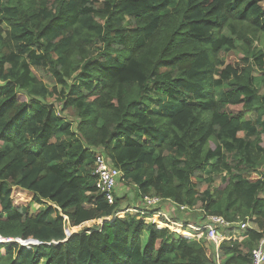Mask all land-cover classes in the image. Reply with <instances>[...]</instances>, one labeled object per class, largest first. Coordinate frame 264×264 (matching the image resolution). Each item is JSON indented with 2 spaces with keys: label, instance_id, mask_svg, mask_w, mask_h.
<instances>
[{
  "label": "trees",
  "instance_id": "1",
  "mask_svg": "<svg viewBox=\"0 0 264 264\" xmlns=\"http://www.w3.org/2000/svg\"><path fill=\"white\" fill-rule=\"evenodd\" d=\"M154 93L178 106L154 109ZM263 133L264 0H0V264H217L212 246L145 223L152 210L108 204L97 152L137 198L254 217L217 249L220 264H250Z\"/></svg>",
  "mask_w": 264,
  "mask_h": 264
},
{
  "label": "built area",
  "instance_id": "2",
  "mask_svg": "<svg viewBox=\"0 0 264 264\" xmlns=\"http://www.w3.org/2000/svg\"><path fill=\"white\" fill-rule=\"evenodd\" d=\"M93 175L95 176V187L96 189L104 195L106 202L112 204L114 202L113 189L117 185V180H120L121 172L116 167H114L108 158H106L102 153H95L93 159ZM167 204L171 207L170 214L177 216L179 210L183 212H188L189 209L185 205H177V209H173L170 204L172 201L169 199H164L155 195H144L140 199V206L136 205L130 211L137 212V208L141 207L144 211H153L152 215L147 219H152L148 223H154L156 220H160L158 224L163 227L169 228V231L176 235L183 236L188 240H200L206 241L208 245L214 248L216 252V263H219V256L217 254V249L219 244L225 238V230L232 229L235 233H242L248 227H253L254 217L246 220H228L221 215L215 214H205L201 209L199 210L202 215L200 222H190L188 220H180V222H172L168 218V213H164V208L162 205ZM159 207V208H157ZM126 211L119 213L124 214ZM142 211V213L144 212ZM176 211V214L174 213ZM173 217V218H175ZM156 218V219H154ZM176 223V224H175ZM156 227L158 224L154 223ZM160 228V227H159ZM11 238H4L0 236L1 242H9ZM250 264H264V236L258 241L257 245L251 251V262Z\"/></svg>",
  "mask_w": 264,
  "mask_h": 264
},
{
  "label": "rangeland",
  "instance_id": "3",
  "mask_svg": "<svg viewBox=\"0 0 264 264\" xmlns=\"http://www.w3.org/2000/svg\"><path fill=\"white\" fill-rule=\"evenodd\" d=\"M227 31H225L226 33ZM228 34V32H227ZM89 52L92 54L94 51V49L92 48V46H89ZM240 54L239 53H231L229 55H226L225 60L226 63H233L235 64L237 62V60L239 59ZM79 66L76 65L72 68V73L76 74V71H78ZM262 71L256 73V74H261ZM43 82H45V84H48L49 86L51 85V83L47 82L45 79L42 80ZM153 103H152V107L154 109H160L162 107H167V108H172L175 109L178 106V100H169L166 97H163L161 94L158 93H154L153 95ZM48 102L53 103L57 109V111L60 113V116L63 120V122L65 124H71L72 126L75 124V118L73 115V112L71 109H67L64 111H60V104L58 102L57 99H55V96L49 97L47 99ZM249 117V114H246V118ZM261 146L264 147V133L261 136ZM100 153V152H99ZM260 169L264 168V164H262L261 166H259ZM225 183L222 182L220 179H216L212 182V184L210 185V188L213 191V194H219L220 191L224 188ZM114 195H116L117 197L121 198V203H120V207L125 208V207H130V211H132V209L134 207H136V205L140 206V198L136 197V191L133 187V185H131L130 183H125V181H121V180H117V185H115L114 189ZM16 195V196H15ZM21 195V191L14 194L15 196V200L16 203L18 204H27V200L24 197H20ZM28 205L30 207V211L31 212H35L36 210L42 209L44 206L38 205L34 202L29 201ZM172 206L173 209H177V205L172 201V204H170ZM161 207L164 208V213H168V218L169 220H171L172 222H180V220L187 219L190 220V222H200L201 220L197 218V216L199 215V210H200V206L197 205L194 209L189 210L187 213L186 212H181L179 210L177 216L175 217L173 214H170L171 211V207H169L167 204L162 205ZM159 208V207H157ZM131 213H135V212H131ZM176 214V211L174 212ZM125 214V213H124ZM124 214L122 213H117V216L122 217ZM175 217V218H173ZM180 218V219H178ZM66 219V218H65ZM156 219V218H154ZM152 221V219H144L145 223H148L149 221ZM160 220H156L154 223L158 224ZM176 224V223H175ZM70 230H75L74 228H70ZM169 230V228H168ZM204 244L207 246V242L204 241ZM1 262L4 261V259H6V262H8V260L10 259V257H6L4 254H1ZM220 258L219 257V263L220 262Z\"/></svg>",
  "mask_w": 264,
  "mask_h": 264
},
{
  "label": "crops",
  "instance_id": "4",
  "mask_svg": "<svg viewBox=\"0 0 264 264\" xmlns=\"http://www.w3.org/2000/svg\"><path fill=\"white\" fill-rule=\"evenodd\" d=\"M178 219H180V218H178ZM184 219V218H183ZM184 220H187V219H184ZM188 221H190V220H188ZM220 262H221V258H220Z\"/></svg>",
  "mask_w": 264,
  "mask_h": 264
}]
</instances>
